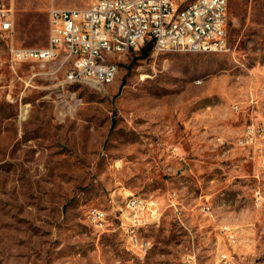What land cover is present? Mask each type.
<instances>
[{
	"label": "rangeland",
	"instance_id": "obj_1",
	"mask_svg": "<svg viewBox=\"0 0 264 264\" xmlns=\"http://www.w3.org/2000/svg\"><path fill=\"white\" fill-rule=\"evenodd\" d=\"M14 3L16 44L41 48L52 7L92 0ZM229 5V51L155 52L146 40L107 85L67 80L64 55L13 67L0 49V264H216L227 250L264 264V147L238 144L264 125V0ZM133 196L162 203L135 226L142 248L121 224Z\"/></svg>",
	"mask_w": 264,
	"mask_h": 264
},
{
	"label": "built area",
	"instance_id": "obj_2",
	"mask_svg": "<svg viewBox=\"0 0 264 264\" xmlns=\"http://www.w3.org/2000/svg\"><path fill=\"white\" fill-rule=\"evenodd\" d=\"M229 27V0H92L83 9L52 7L48 44L41 48L23 47L16 44L14 0H0V49H6L13 67L24 62L46 64L64 55V62L72 63L67 80L99 85H107L109 77H117L119 59L146 40L152 42L155 52H227L231 49ZM263 139L264 125L252 121L243 130L238 144L250 149ZM171 198L170 205L177 208L175 191ZM161 205L154 197L129 198L127 207L133 223L121 224L133 247L144 246L135 231V222L159 218ZM89 215L103 222L108 213L92 208ZM222 232L231 245L236 244L238 232L234 227L226 225ZM216 264H240V261L234 252L227 250L219 254Z\"/></svg>",
	"mask_w": 264,
	"mask_h": 264
},
{
	"label": "crops",
	"instance_id": "obj_3",
	"mask_svg": "<svg viewBox=\"0 0 264 264\" xmlns=\"http://www.w3.org/2000/svg\"><path fill=\"white\" fill-rule=\"evenodd\" d=\"M249 96H250V98H251V102H252V104H253V103L257 104V102H258V100H257V96H258L257 93H256V92L254 93V92L252 91V92H250V95H249ZM234 109L237 110V111H240V110L242 109V107L239 106V105H238V106L235 105V106H234ZM257 112H258L257 109H253V114L257 115ZM255 120H258V119L255 118ZM242 133H243V132H242ZM241 135H242V134H241ZM259 147H261V148L264 147V140H261V141H259L258 143L254 144V145L250 148V150L252 149V150H255V152H256V151L258 150ZM243 148H244V147H243ZM176 193H178V192L176 191ZM178 197H179V195L177 194V198H178ZM177 203H178V205H179V203L181 204V202H179V199H178V202H177ZM177 208H178V210H177ZM177 208L175 207V211H176V212H178V211L180 212L179 206H177ZM224 224H230V223H223V224H221V226H220V227H221V231H222V228H223V225H224ZM230 225H231L232 227H234V228L237 230V228H236L235 225H233V224H230ZM237 232H238V231H237ZM222 233H223V232H222ZM223 234H224V233H223ZM224 235H225V234H224ZM221 252H222V251H221ZM221 252H220V253H221ZM218 257H219V255H218Z\"/></svg>",
	"mask_w": 264,
	"mask_h": 264
},
{
	"label": "bare ground",
	"instance_id": "obj_4",
	"mask_svg": "<svg viewBox=\"0 0 264 264\" xmlns=\"http://www.w3.org/2000/svg\"><path fill=\"white\" fill-rule=\"evenodd\" d=\"M115 79H116V77H109L108 78V84H111ZM138 224H140V223H135V226ZM227 226L230 227L229 225H227ZM223 228H226V225Z\"/></svg>",
	"mask_w": 264,
	"mask_h": 264
},
{
	"label": "trees",
	"instance_id": "obj_5",
	"mask_svg": "<svg viewBox=\"0 0 264 264\" xmlns=\"http://www.w3.org/2000/svg\"><path fill=\"white\" fill-rule=\"evenodd\" d=\"M150 47H152V43L150 44Z\"/></svg>",
	"mask_w": 264,
	"mask_h": 264
}]
</instances>
